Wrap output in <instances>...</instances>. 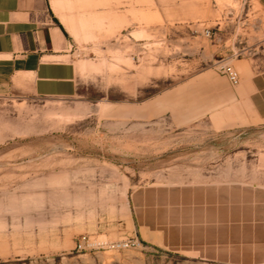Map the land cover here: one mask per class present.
I'll return each instance as SVG.
<instances>
[{
  "label": "rangeland",
  "instance_id": "1",
  "mask_svg": "<svg viewBox=\"0 0 264 264\" xmlns=\"http://www.w3.org/2000/svg\"><path fill=\"white\" fill-rule=\"evenodd\" d=\"M51 2L79 90L0 94V264H226L147 245L127 199L147 182L264 184L259 1Z\"/></svg>",
  "mask_w": 264,
  "mask_h": 264
},
{
  "label": "crops",
  "instance_id": "2",
  "mask_svg": "<svg viewBox=\"0 0 264 264\" xmlns=\"http://www.w3.org/2000/svg\"><path fill=\"white\" fill-rule=\"evenodd\" d=\"M70 35L51 0H0V94L77 93ZM127 200L134 234L149 246L226 264H264L263 183L147 182Z\"/></svg>",
  "mask_w": 264,
  "mask_h": 264
},
{
  "label": "built area",
  "instance_id": "3",
  "mask_svg": "<svg viewBox=\"0 0 264 264\" xmlns=\"http://www.w3.org/2000/svg\"><path fill=\"white\" fill-rule=\"evenodd\" d=\"M206 34L210 35V31L206 30ZM221 70L224 72V74L228 77V79L236 83L238 82L239 75L237 69L230 64L229 62H222L219 63ZM140 244V241L137 238L134 237H129V238H120L117 240H110V241H97L96 245L97 246H110L114 248H129V247H134ZM95 245L93 241L89 239L88 236L82 235L79 239L78 242L76 243V248L78 250L86 249L89 247H92Z\"/></svg>",
  "mask_w": 264,
  "mask_h": 264
},
{
  "label": "trees",
  "instance_id": "4",
  "mask_svg": "<svg viewBox=\"0 0 264 264\" xmlns=\"http://www.w3.org/2000/svg\"><path fill=\"white\" fill-rule=\"evenodd\" d=\"M60 26L64 29V27L62 26V24L59 22Z\"/></svg>",
  "mask_w": 264,
  "mask_h": 264
},
{
  "label": "bare ground",
  "instance_id": "5",
  "mask_svg": "<svg viewBox=\"0 0 264 264\" xmlns=\"http://www.w3.org/2000/svg\"><path fill=\"white\" fill-rule=\"evenodd\" d=\"M97 19V18H96Z\"/></svg>",
  "mask_w": 264,
  "mask_h": 264
}]
</instances>
